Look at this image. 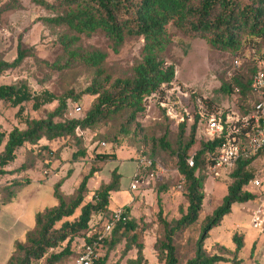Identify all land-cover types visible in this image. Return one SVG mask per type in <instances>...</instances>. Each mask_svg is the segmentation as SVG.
I'll return each mask as SVG.
<instances>
[{"label":"rangeland","instance_id":"obj_1","mask_svg":"<svg viewBox=\"0 0 264 264\" xmlns=\"http://www.w3.org/2000/svg\"><path fill=\"white\" fill-rule=\"evenodd\" d=\"M52 3L53 0H42ZM240 7L249 6L255 0H236ZM54 14L37 6L33 0H0V61L11 63L16 57V45L20 41L25 49H29L31 57L26 58L21 66L8 70L0 75L1 85L23 84L30 93L41 94L46 92L54 98L72 93L76 96L89 88L97 79L96 72L102 73L99 79V87L107 90L116 79H132L133 70L141 61L143 40L135 37H125L120 46L113 44L101 32L89 36H79L71 50L77 53V58L69 59L65 53L61 40L68 34L64 27H55L44 23L42 20L52 18ZM166 32L170 40L168 51L162 58L167 65L173 64L175 75L172 83L167 87L172 101L177 91L187 93L189 101L186 108L190 117L195 120L196 101L203 112L223 114L235 111L240 114L244 109H231L240 106L241 101L234 93L233 81L245 83L249 80L251 71L256 61L264 59V36L260 39H241L240 49L237 52H223L215 50L200 36L185 33L173 23H169ZM208 39V38H207ZM98 56V65L88 63L85 57ZM237 62V65L234 64ZM110 82H104V78ZM231 86L230 94L219 92L221 85ZM95 97L81 96L77 101H67L65 119H80L91 108ZM76 105L81 112L70 115V110ZM144 112L130 121L129 112L123 111L111 115L93 129L86 130L78 148L85 152L82 159L70 162L69 153L73 149L76 139L60 140L57 153L65 151L62 157L69 161L62 175L65 177L68 171L71 179L63 190L66 194L72 192L74 183L77 185L80 177L86 174L94 165L100 169L94 177L88 181L87 193L84 203L90 202L91 197L101 184L109 181L110 172L116 168L119 178V191L110 196L109 214L107 216H92L89 223V231L80 233L70 244V255L63 258L57 264H73L77 253L87 245L86 239L92 235H102V229L110 213L115 209H127L128 216L137 224L136 233L138 241L143 244V257L147 264H159L154 251L155 242L162 235V228L157 221L158 207L157 197L160 199L162 219L170 221L178 219L186 208L184 199L183 180L176 170V159L158 149L154 141L160 138L164 131L168 132V142L174 148L178 126L166 119L161 110L153 101L143 102ZM57 106L53 101L42 106L38 111H31V104H24L23 112L17 118V108L13 109L8 104L0 103V133L8 134L12 128H23L25 118H43ZM189 109V110H188ZM248 110V109H247ZM178 112V111H176ZM198 120V119H197ZM192 122V123H193ZM192 123L187 124L185 136L189 132ZM196 144L190 152V156L199 149L200 143L205 141L201 128L196 126ZM104 143L105 147L101 144ZM20 149L15 161L6 167L13 171L22 163L30 165L33 173H39L44 178L59 173L62 162L57 155L49 156L40 148H34L29 155L27 150ZM113 154L115 160L94 161V155ZM146 159L152 163L153 178L149 185L138 191L132 192L129 186L136 170V163ZM66 162V160H65ZM47 163V164H45ZM72 166L75 167V174ZM57 167V168H56ZM44 171L47 173L44 175ZM252 180H257L260 187L251 189L254 200L245 204H234L229 214L225 215L220 225L209 232V237L204 242L205 251L209 254H219L233 260L229 264H264V231L258 232L250 225V213L260 203L264 202V162L254 161L249 167ZM32 173V174H31ZM20 174V173H19ZM18 174V175H19ZM7 175L0 178V192L5 185L19 176ZM21 175V174H20ZM26 177V176H23ZM66 179V180H67ZM51 181L46 184L29 183L16 196L12 205L24 204L26 199L35 192L37 201L27 209V214L33 211H41L44 208L54 206ZM231 183L230 178L211 179L206 177L204 182V200L202 211L196 224L178 234L175 238L177 258L180 264L193 255L194 244L198 237L203 220L221 204L226 196L227 187ZM38 188V190H35ZM158 194V195H157ZM6 198V195H3ZM33 198L30 199V203ZM9 206L0 210V261L6 259L8 239L3 231V224L8 219ZM79 214H75L64 221L73 222ZM60 224L56 226L59 227ZM241 238L242 249L234 253L235 245L232 238ZM17 238V237H16ZM65 244L52 251L58 253ZM124 242L109 250L107 244L95 246V255L98 261L108 253L105 264H127L134 258V252L123 255ZM228 252H225L224 250ZM50 253V252H49ZM48 253V254H49ZM48 254L41 260L31 264H45Z\"/></svg>","mask_w":264,"mask_h":264},{"label":"trees","instance_id":"obj_2","mask_svg":"<svg viewBox=\"0 0 264 264\" xmlns=\"http://www.w3.org/2000/svg\"><path fill=\"white\" fill-rule=\"evenodd\" d=\"M33 2L43 9L54 14L52 18L43 19L46 24L55 27H64L68 34L63 37L61 44L69 59L77 58V53L71 50L79 36H89L101 32L113 44L120 46L125 37L140 38L143 40L141 61L133 70L132 79H116L109 89L99 87L102 73L96 72L97 79L82 93L73 96L70 93L54 98L43 92L30 93L23 84L1 85L0 103L8 104L10 108H17L16 117L23 112L24 104H31V111L36 112L42 106L53 101L57 106L43 118H25L23 128H12L8 134L0 133V178L7 175H18L30 169V165L21 164L13 171L6 167L16 159L17 151L26 145L37 146L39 141L52 142L55 140L76 139L73 146L74 152L70 162L82 159L85 152L78 146L86 130L93 129L111 115L123 111L129 112L130 121L144 112V99L155 93L161 85H170L174 79V65H167L162 58L166 55L169 46V37L166 27L173 23L185 33L199 35L210 47L218 51L234 53L240 49L241 39H260L264 36V0H255L249 6L240 7L236 0H53L47 3L42 0ZM208 38V39H207ZM29 49L23 48L20 41L16 45V57L11 63L0 61V75L8 70L16 69L23 61L31 57ZM88 63L97 66L100 58L97 56L85 57ZM264 62L259 59L257 62ZM256 63L247 82L233 81V91L241 101L236 109H244L245 114L249 109L244 106L247 101L255 103L249 85L256 71ZM104 82H110L107 77ZM231 86L221 85L219 92L230 94ZM95 97L91 108L83 118L65 119L67 101H77L81 96ZM248 109V110H247ZM168 119V118H166ZM169 120V119H168ZM197 118L189 127L185 136L187 123L178 125L174 148L169 144L168 132L154 141L155 146L162 152L174 156L176 170L183 180L184 199L186 208L180 213L178 219L166 221L162 219L160 199L157 197V221L162 228V235L154 244L156 260L159 264H180L177 258L175 238L181 232L197 223L202 211L204 200V182L206 180L205 167L208 154H213L219 145L218 140H206L200 143L199 149L192 156L193 166L189 167L187 159L196 144ZM81 133V134H79ZM46 150V147L40 148ZM49 156L56 152L48 151ZM115 160L113 154L94 155V161ZM255 158L239 159L231 168L225 178H230L226 196L210 216L206 217L201 226L194 244L193 255L184 264H229L233 260L219 254H209L205 251L204 242L209 237V232L217 228L223 217L230 212L234 204H245L254 200V195L244 191V187L252 180L249 167ZM47 164V163H45ZM152 165V163H151ZM152 167L150 168V172ZM100 169L91 165L88 172L80 177L74 191L65 196L61 192L63 182L71 175L58 180L53 185L52 196L56 206L44 209L34 217V227L26 233L22 243H16L12 254L6 264H31L43 259L49 252L45 264H57L70 255V244L80 233L89 231L92 216L109 214L110 196L119 191V178L116 168L110 172L109 181L101 184L94 191L91 201L84 203L87 193V184ZM29 184L26 177L15 178L5 185L0 192V206L14 199L16 193ZM6 195V198H3ZM158 195V194H157ZM79 210L73 222L64 221L71 218ZM111 216V213H110ZM110 216L106 220L109 221ZM122 218L116 222L110 233L97 245L107 244L109 250L124 242L123 255L134 252V258L127 264H147L143 257V244L138 241L136 233L137 224L128 216V210L122 209ZM59 225L58 228L56 226ZM95 234L86 239L87 244L95 242ZM232 243L235 245L234 253L242 249L241 238L234 236ZM65 244L58 253L55 249ZM228 252L225 249H222ZM108 253L96 264H105Z\"/></svg>","mask_w":264,"mask_h":264},{"label":"built area","instance_id":"obj_3","mask_svg":"<svg viewBox=\"0 0 264 264\" xmlns=\"http://www.w3.org/2000/svg\"><path fill=\"white\" fill-rule=\"evenodd\" d=\"M234 64L237 65V62ZM168 86L161 85L155 93L145 98L144 102L153 101L164 116L177 126L184 122L191 124L194 117H190L185 109L187 104H182V101H189L187 93L177 91L178 95L171 101ZM249 88L256 101L255 103L247 101L244 106H248L249 110L245 114L232 110L226 114L220 112L206 114L199 107V102L195 103L197 111L194 116L198 119L197 126L201 128L202 136L209 141H219L214 153L208 154L205 167V175L213 180L228 174L239 159L255 158L254 161L264 162V62L256 63V71L250 80ZM72 108L70 115H77L81 112L80 107L76 105ZM101 146L105 147V144L102 143ZM187 164L189 167L193 166L192 156L187 159ZM151 166V162L146 159L137 161L129 186L130 191L135 192L149 185L153 178V173L150 172ZM43 174L47 173L44 171ZM259 187L260 183L253 180L243 190L250 192L251 189ZM119 220L124 219L122 209L118 208L112 211L109 221L102 229V235L98 236L95 242L84 245L82 251L77 253L73 264H96L98 259L94 253L95 246L110 233L113 225ZM250 225L258 232L264 231V202H260L251 211Z\"/></svg>","mask_w":264,"mask_h":264},{"label":"crops","instance_id":"obj_4","mask_svg":"<svg viewBox=\"0 0 264 264\" xmlns=\"http://www.w3.org/2000/svg\"><path fill=\"white\" fill-rule=\"evenodd\" d=\"M60 140H55V141H52V142H47L45 140H41L39 141V143L37 144V146H28L26 145V149L28 152H29V155H34L35 152H31L32 149L34 148H42V147H46V150H43L44 153H47L48 151H53V152H56V155L59 157V161L57 162V165L56 166H59V162H62V166L58 167L59 168V173L57 175H54V176H48L47 178H44L41 174L39 173H33V175H30V172H33L32 171V168H30L29 170L25 171V172H22L20 173L18 176L19 177H16V178H21L22 176H26V178L29 180V183H38V184H46L45 182L46 181H51L50 183L52 184V192H53V185L60 179H62L64 176L62 175V171L64 170L65 167H68L69 166V161H67V159H64L62 156L65 153V151H59L57 153V148L58 146L60 145ZM25 147L21 148V149H24ZM20 150V149H19ZM18 150V151H19ZM17 151V152H18ZM74 152V150H70V153H69V159H70V156L71 154ZM66 160V162H65ZM23 164V163H22ZM21 166V165H20ZM19 168V167H18ZM57 168V167H56ZM71 168H73V172H72V175L75 174V167L72 166ZM7 170V169H6ZM16 170V169H15ZM7 171H10V170H7ZM32 174V173H31ZM17 176V175H15ZM71 179H67L63 182L62 186H61V192L65 195V196H69L73 191L74 189L76 188V184L74 183V185L72 186V192L70 194H66L65 191L63 190V188L65 189L66 188V184L70 181ZM27 186V185H26ZM24 186V187H26ZM23 187V188H24ZM22 188V189H23ZM21 189V190H22ZM20 190V191H21ZM35 190H38V188H36ZM18 191L14 197V199H12L9 203L3 205V206H0V210L6 208L7 206H9V211H8V219H6L4 221V224H3V231H4V234L7 236V239H8V247H7V253H6V259L5 260H1L0 261V264H6L7 261L9 260L11 254H12V251H13V247L16 243H22L24 241V238H25V235L27 232H29L30 230L33 229L34 227V217L37 213L39 212H42L44 209H48V208H44L43 210L41 211H33L31 212L30 214H27V209L29 208V206H31L33 203H35L37 201L36 197H37V193L35 192V194L31 195V196H27V197H30V199L33 198V201H31L30 203V199H26L24 201V204H17V205H12L13 201L15 200L17 194L20 192ZM53 197V196H52ZM54 199V198H53ZM55 201V200H54ZM56 206V202L54 204V206L52 207H55ZM52 207H49V208H52ZM17 237V238H16Z\"/></svg>","mask_w":264,"mask_h":264}]
</instances>
